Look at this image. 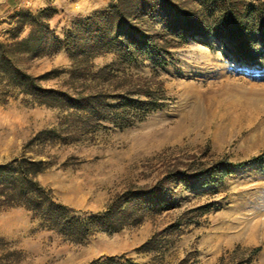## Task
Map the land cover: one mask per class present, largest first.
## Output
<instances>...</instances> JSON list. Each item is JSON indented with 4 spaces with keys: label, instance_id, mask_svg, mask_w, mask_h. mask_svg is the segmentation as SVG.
<instances>
[{
    "label": "rangeland",
    "instance_id": "374dc122",
    "mask_svg": "<svg viewBox=\"0 0 264 264\" xmlns=\"http://www.w3.org/2000/svg\"><path fill=\"white\" fill-rule=\"evenodd\" d=\"M112 1L3 0L0 40L9 38L15 11L50 8L47 22L62 38L79 19ZM28 32L25 25L21 36ZM207 42L212 47L189 39L171 49L164 67L143 60L115 72L118 80L150 78L165 89L163 106L128 127H83L64 118L68 111L30 104L21 97L0 105V163L22 154L45 161L47 168L37 179L75 210L102 211L132 184L152 183L167 165L221 157L240 163L218 181L192 190L177 187V207L171 211L82 239L48 229L24 207L0 208V264H85L122 253L149 264H172L191 253L197 264H216L222 253L237 246L243 251L259 247L251 264H264V159H254L264 152V78L258 74L264 64L255 70L253 64L225 55L215 39ZM115 57L113 52L94 57V68ZM25 65L34 75L58 71L42 82L47 87L69 85L71 59L65 48ZM49 129H55L54 137L44 133L43 139H35ZM192 209L196 211L187 216L191 223L182 224L161 255L136 251L154 231Z\"/></svg>",
    "mask_w": 264,
    "mask_h": 264
},
{
    "label": "trees",
    "instance_id": "16d2710c",
    "mask_svg": "<svg viewBox=\"0 0 264 264\" xmlns=\"http://www.w3.org/2000/svg\"><path fill=\"white\" fill-rule=\"evenodd\" d=\"M51 15L50 8H44L37 13L19 10L11 16L15 24L8 31L9 38L0 40V105L21 97L30 104L68 111L64 118L83 127L108 123L124 128L160 109L165 99L161 81L118 80L115 72L127 65L146 60L153 67H164L171 49L189 39L212 47L208 38L220 43L225 55L242 60L246 66L253 64L257 70L264 64V0H114L79 19L62 38L50 29L47 20ZM25 25L29 32L21 36ZM61 48L71 59L66 80L69 85L47 87L42 82L57 76L58 71L34 75L25 62ZM104 52H113L116 57L95 69L92 59ZM258 74L264 78V67ZM55 132L42 131L35 139H43L44 133L54 137ZM258 158L264 159V152L254 159ZM236 165L240 163L224 157L167 165L152 183L132 184L116 194L102 211L88 212L59 202L52 190L37 179L47 163L22 154L0 163V208L24 207L48 229L82 239L95 232H117L139 224L148 214L171 211L177 207V187L192 190L197 184L218 181L230 175ZM194 211H184L154 231L136 251L157 258L171 245L182 224L191 223L187 216ZM259 250L255 247L243 251L237 246L222 253L216 264H251ZM85 264L149 263L122 253L100 256ZM172 264L197 261L186 253Z\"/></svg>",
    "mask_w": 264,
    "mask_h": 264
},
{
    "label": "crops",
    "instance_id": "0c3cea01",
    "mask_svg": "<svg viewBox=\"0 0 264 264\" xmlns=\"http://www.w3.org/2000/svg\"><path fill=\"white\" fill-rule=\"evenodd\" d=\"M3 0H0V4H2Z\"/></svg>",
    "mask_w": 264,
    "mask_h": 264
}]
</instances>
